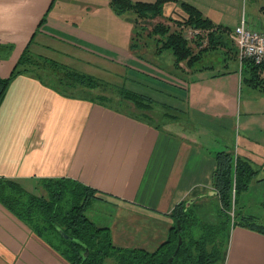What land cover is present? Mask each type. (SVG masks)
I'll return each instance as SVG.
<instances>
[{
  "label": "crops",
  "instance_id": "obj_1",
  "mask_svg": "<svg viewBox=\"0 0 264 264\" xmlns=\"http://www.w3.org/2000/svg\"><path fill=\"white\" fill-rule=\"evenodd\" d=\"M177 1L197 6L222 25L217 43L205 48L194 66L186 60L178 66L172 51L170 56L155 41L143 40L140 48L101 36L96 5L109 14L111 0H0L1 77L10 75L28 47L33 55L102 84L150 97L161 118L167 112L156 126L157 121L142 114L106 106L88 94L63 92L28 71L13 76L0 99V177L28 187L25 183L40 186L43 178L69 176L97 188L104 196L94 201L88 215L108 226L114 243L122 247L155 250L168 237L175 205L212 190L214 151L232 142L237 155L256 171L240 194L241 211L255 216L245 209L248 204L264 208V198L249 197L253 188L264 197V84L243 81L233 37L242 19L228 24L222 11L224 18L217 21L219 0ZM196 30L203 38L201 44L193 42L195 52L208 43L207 31ZM219 53L237 64L217 69L214 57ZM202 59L206 62L201 65ZM260 74L264 77V69ZM256 222L261 224L258 218ZM229 241L225 264H264V233L234 225ZM0 264L68 261L0 203Z\"/></svg>",
  "mask_w": 264,
  "mask_h": 264
},
{
  "label": "trees",
  "instance_id": "obj_2",
  "mask_svg": "<svg viewBox=\"0 0 264 264\" xmlns=\"http://www.w3.org/2000/svg\"><path fill=\"white\" fill-rule=\"evenodd\" d=\"M163 1L112 0V4L120 12L132 10L139 17L154 19L162 14ZM179 4L183 12H178L176 17L170 15L167 21H155L146 34L154 36L159 49L169 48L178 66H181L180 63L184 60L188 66H194L200 60L203 50L217 43V33L222 25L214 24L201 9L189 2L179 1ZM169 21L175 23L176 27H173ZM185 26L207 31V47L195 52L186 36ZM224 28L228 29L227 26ZM202 38L198 35L196 44H201ZM236 52L238 54V49ZM40 58L33 55L28 47L24 49L10 75L0 76V99L12 77L21 72H33L31 68L36 66L34 65L36 59ZM48 63L51 68L44 69L45 73H41L39 69H35L33 73L51 81V72L54 76L58 72H64L63 75L60 74L51 81L52 85L63 92H66L68 87L77 85L93 88L102 84V81L91 75L59 65L51 60H48ZM242 64L243 81L252 83L254 86L264 84V77L260 74L264 64H257L251 59L244 60ZM52 68H58V71H53ZM247 72L249 76L246 75ZM57 77L60 78V82L63 78L74 81L63 82L64 86H61L55 80ZM119 94L141 110L153 109L154 101L146 95L125 87L119 88ZM107 98L105 95H98L93 99L106 106H112L105 101ZM171 110H168L169 117L173 114ZM166 113L164 117L167 116ZM145 114L150 117L148 112ZM159 124L161 123L156 126ZM214 157L216 167L212 174L211 186L218 197V205H214V210L210 214L213 216L202 220L192 208L195 200L204 195L197 197L190 204L187 202L191 197L178 203L170 212L174 217V223L170 227L168 237L152 251L122 247L114 243L109 227L98 224L88 215V210L94 201L103 199L104 194L76 178L69 176L43 178L40 185L45 192L39 190V193H36L25 188L19 180L0 177V203L60 252L68 264H110V262L111 264H221L225 259L230 232L234 225L237 223L248 225L262 233H264V225L256 222V216L242 214L241 210H237L241 192L248 188L256 174L252 165L237 155L234 142L215 150ZM237 214L240 218H237ZM60 229L71 237L65 238L60 233ZM179 235L182 236V243L177 249ZM86 248L89 252L87 256H84ZM171 256L173 259L169 263Z\"/></svg>",
  "mask_w": 264,
  "mask_h": 264
},
{
  "label": "rangeland",
  "instance_id": "obj_3",
  "mask_svg": "<svg viewBox=\"0 0 264 264\" xmlns=\"http://www.w3.org/2000/svg\"><path fill=\"white\" fill-rule=\"evenodd\" d=\"M133 1H135V0H133ZM219 1H221V2H219L220 3L219 5L215 4V7L216 6H218V7L217 8L214 7L215 8L214 14H216V20L217 21L223 20L224 15H222V13L224 12L225 13V20H226V22H228V24L237 23V22H239L240 19L245 18V19H247V22L252 29L264 30V0H219ZM117 5H119V3H117ZM110 6H111V8H110L109 14H108V10L106 9V7L104 8L101 5H96L95 12H97L96 15L100 17L98 19H100L99 23H101L99 25L98 30L100 32H102V34H104L101 36H103L106 39H112L116 42H119V44H123L124 46H131L132 44H134L135 47L136 46L140 47L141 46L140 42H142L143 40L147 41L148 43L151 42L154 45V41H155L154 36H147V34H146L147 32L143 33V31L144 30L148 31L152 27V24L155 21H161V20L166 21L170 15H173L176 17L178 15L177 14L178 12H183L182 7L180 6L179 1H177V0H164L163 1L162 14H160L159 16L154 18L153 20L139 17L132 10H123L122 12H120L112 4V2H111ZM204 6L207 10H210L209 5L204 4ZM62 8H64V7H62ZM51 12L53 13L55 11L52 10ZM210 14L212 17L214 16L213 13L210 12ZM73 20L80 22V23L84 22L80 19H73ZM172 26L176 27V24L173 23ZM184 30H185L186 35L188 36V39H189L191 45H193V47L196 48V45H194V43L195 44L197 43L198 35L197 34L193 35L190 32L191 28H189V27H185ZM105 35H106V37H105ZM165 49H167L170 56H172L171 50L169 48H165ZM164 53H165V55H167L166 50ZM213 56H214V54H212V57ZM36 57H38V56H36ZM205 57H207V56H205ZM208 57H209V55H208ZM214 58L218 59V62H216V65H217L216 68L217 69L218 68L219 69L225 68L228 65L231 66L233 64H237L235 59H233L232 57L229 59L224 58V55L221 53L217 54ZM46 60L47 59L43 60V58L42 59L41 58L36 59V62L34 64L36 66L32 67L31 71L35 72V69H39V71L41 73H45L44 69H47V67L51 68L50 65H46V64H49L48 60L47 61ZM212 60H215V59H212ZM205 62L206 61L202 59L200 64L201 65L205 64ZM211 62H213V61H211ZM167 65H168V63L166 61H164L163 66L165 69L168 68ZM169 69H170V66H169ZM51 74H52V80H53L54 77L59 76L60 74L63 75L64 72H62V73L58 72V73H56L55 76L53 75V72H51ZM155 76L162 77L161 74H155ZM55 80H57L61 86H64L63 82L66 83V82H73L74 81L73 79L70 80V78H63L62 79L63 81L60 82L61 80L58 77ZM247 85H248L247 83H244L243 86L246 87ZM77 86L76 87H70V88L68 87L66 92L72 93L73 95L88 94V95H91L93 97H97L98 95H105L106 97H108L107 99H105V101L107 102V104H111L113 107L115 106L119 109L126 110L128 112H134L135 114H138V115L144 114L145 116H147L145 113L148 112L149 113L148 115L150 117H148V116L147 117L151 118L155 122L157 121L158 123H161L162 119L164 118V117H162V118L159 117L160 114H162V112L158 111L159 113H157V111L154 110V108L141 110L130 100L122 98V96L119 94V88L120 87H118L117 85L101 84V85H99L97 87H93V88L92 87L83 88L84 87L83 86L82 87L83 90H80L79 89L80 87L78 88ZM155 103L156 102L154 101V104ZM178 117L181 118L180 115H178ZM25 184L28 185V187L25 186L24 184H23V186L25 188H27L29 191L39 193L38 191L40 190V191L45 192V189L41 185L38 187L36 182H34L32 184L31 183H25ZM253 189L250 190V194H249V197L251 199H253V201H257V200H260L261 198H264L262 191L261 192H259L258 190L253 191ZM242 193H244V192H242ZM240 204L241 203L239 202L238 203V209H237L239 211L242 208ZM214 205H218V199H216V198L214 199L213 195L207 194V195H204L203 197L195 200L194 204L192 205V208H193V210L196 211L195 214H198V216L201 217L202 220H206L210 216L211 217L213 216L210 214L214 210ZM245 209L251 213H254L255 216H257L256 218L260 219L261 224H264V208L262 206H258L256 204H251V205L248 204L245 207ZM242 214H245V213L242 212ZM239 216L240 215L237 214V218ZM92 217L99 224L98 219L95 216H92ZM237 225H240V224L237 223ZM229 243H230V241H229ZM227 251H228V248H227ZM226 256H227V252H226ZM226 256H225V259L222 261L221 264H225ZM110 264H111V262H110Z\"/></svg>",
  "mask_w": 264,
  "mask_h": 264
},
{
  "label": "built area",
  "instance_id": "obj_4",
  "mask_svg": "<svg viewBox=\"0 0 264 264\" xmlns=\"http://www.w3.org/2000/svg\"><path fill=\"white\" fill-rule=\"evenodd\" d=\"M190 32L195 35L199 31L191 28ZM233 37L241 64L246 59H251L257 64H264V30L252 29L247 19L242 18L239 25L235 27Z\"/></svg>",
  "mask_w": 264,
  "mask_h": 264
},
{
  "label": "water",
  "instance_id": "obj_5",
  "mask_svg": "<svg viewBox=\"0 0 264 264\" xmlns=\"http://www.w3.org/2000/svg\"><path fill=\"white\" fill-rule=\"evenodd\" d=\"M208 194H210V195H213V194H215V191L214 190H210L209 192H208ZM200 195H197V196H193V197H191L190 199H189V201L187 202V204H190L193 200H195L197 197H199ZM179 225H180V220L178 219L177 220V226L179 227ZM60 233L65 237V238H70L71 236H69L64 230H62V229H60ZM181 243H182V236L181 235H179V239H178V245H177V249L179 248V246L181 245ZM176 249V250H177ZM88 252H89V250H88V248H86V250L84 251V256H87L88 255ZM172 259H173V256H171L170 258H169V263H171L172 262Z\"/></svg>",
  "mask_w": 264,
  "mask_h": 264
}]
</instances>
